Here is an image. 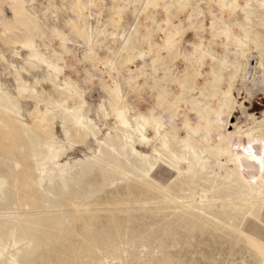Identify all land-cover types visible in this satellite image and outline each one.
Masks as SVG:
<instances>
[{"label": "rangeland", "instance_id": "rangeland-1", "mask_svg": "<svg viewBox=\"0 0 264 264\" xmlns=\"http://www.w3.org/2000/svg\"><path fill=\"white\" fill-rule=\"evenodd\" d=\"M227 2L0 0V115L21 126L38 197L0 145V241L18 264H264L263 89L249 96L264 6ZM245 56L234 95L255 124L218 87Z\"/></svg>", "mask_w": 264, "mask_h": 264}, {"label": "bare ground", "instance_id": "bare-ground-1", "mask_svg": "<svg viewBox=\"0 0 264 264\" xmlns=\"http://www.w3.org/2000/svg\"><path fill=\"white\" fill-rule=\"evenodd\" d=\"M215 3H219L222 10L231 9V3L227 2V0H211ZM260 5L264 6V0H258ZM237 44L243 48H249L253 45L250 43V40L247 35L243 38L237 39ZM249 56L244 57V61L241 63L240 66H235L234 73L231 75H220L218 79V87L222 91L224 95H228L230 97V104L227 105L229 110L237 109L239 112L243 111L245 113L246 122L245 124L250 123L251 121L255 124L257 122L256 114L259 112L257 111V107H254V104L252 102V97L255 89L261 88L264 92V53L260 52L258 55V62L256 63V67L254 69L253 76L249 77L251 80V87L249 89V102L245 101L244 103L237 102V98L234 95V90L237 85V82L239 79H242L243 81L247 78L245 76V73L247 71V67L249 62L247 61ZM247 80V79H246ZM259 94V93H258ZM262 94V93H260ZM252 103V105H250ZM259 111V110H258ZM227 120H229L230 114H227ZM122 124L124 127H129L130 123L124 117V114L121 115ZM226 120V125H228V122ZM33 126V124H32ZM137 132L141 135L144 141H150L157 137L158 135V129L157 125L154 122L152 118H144L141 121L137 122L136 125ZM226 127L221 123L219 124V130H223ZM243 131V127L239 128L238 132ZM32 134L36 135L38 137H44L45 139H50L51 135L49 134L48 137V131L46 126V119H42L40 122L36 117V121L34 122ZM224 135V134H223ZM239 139H245L244 134L241 133V137ZM0 145L3 148L9 149V151L12 153V155L16 158L17 162L21 161L24 166L23 169H21V173L15 180L18 189L22 190V192L25 194V197L29 199L33 204H36L38 201V197L36 196V192L33 188V174L32 170L30 168V165L28 164L27 159V149L21 126L19 125V122H17L14 114L5 112L0 115ZM162 145V148L168 149L170 147V141L165 139V136L162 137V133L160 131V122H159V146ZM52 159L57 161V168L59 172L62 174L63 178L65 179V166H62L59 163L60 156L58 154L53 153ZM89 166L95 165L94 161H87ZM67 187V184H65ZM18 242L16 240L13 241V248L17 246ZM16 256L13 252H10L8 248L0 241V264H18V260L16 259Z\"/></svg>", "mask_w": 264, "mask_h": 264}]
</instances>
